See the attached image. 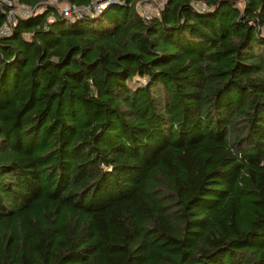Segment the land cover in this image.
<instances>
[{
	"label": "trees",
	"instance_id": "16d2710c",
	"mask_svg": "<svg viewBox=\"0 0 264 264\" xmlns=\"http://www.w3.org/2000/svg\"><path fill=\"white\" fill-rule=\"evenodd\" d=\"M49 1L0 35V264H264V0Z\"/></svg>",
	"mask_w": 264,
	"mask_h": 264
},
{
	"label": "built area",
	"instance_id": "2783aa9c",
	"mask_svg": "<svg viewBox=\"0 0 264 264\" xmlns=\"http://www.w3.org/2000/svg\"><path fill=\"white\" fill-rule=\"evenodd\" d=\"M5 4L11 7L7 16V21L0 29V35H7L10 33L12 26L15 24L16 16L20 15L27 17L31 15L34 10L25 5L19 4L18 0H3ZM56 2V1H55ZM163 0H143L136 2H129L133 5L146 21L150 20L153 14L158 15L163 5ZM113 3L125 4L124 0H90L86 5H76L67 3H57L56 10L59 16L63 19L74 22L84 16H97L102 13V10ZM202 10L207 6L204 4H196ZM264 28V27H263ZM262 28V30H263Z\"/></svg>",
	"mask_w": 264,
	"mask_h": 264
},
{
	"label": "rangeland",
	"instance_id": "374dc122",
	"mask_svg": "<svg viewBox=\"0 0 264 264\" xmlns=\"http://www.w3.org/2000/svg\"><path fill=\"white\" fill-rule=\"evenodd\" d=\"M48 3H50L52 6H55V7H56V2H55V1L51 0V1H49ZM262 31L264 32V28H263ZM137 80H138V82H143V80L140 79L139 77H137Z\"/></svg>",
	"mask_w": 264,
	"mask_h": 264
}]
</instances>
